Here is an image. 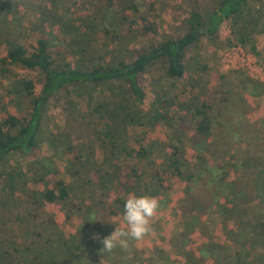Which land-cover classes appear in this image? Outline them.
Segmentation results:
<instances>
[{
  "label": "trees",
  "instance_id": "1",
  "mask_svg": "<svg viewBox=\"0 0 264 264\" xmlns=\"http://www.w3.org/2000/svg\"><path fill=\"white\" fill-rule=\"evenodd\" d=\"M247 1L213 0L206 10L199 2H187L190 5L181 21L184 31L164 36H159L161 19L149 9L145 12L142 0H95L94 10L82 20L87 32L84 30L77 41L60 23L61 34L34 31L22 35L0 24V87L7 99L0 102V163L11 153L34 154L45 110L52 100L63 121L49 143L52 157L37 159L32 176L0 167V264H84L92 251L103 247L85 235L90 223L84 221L90 212L99 211L108 225L112 216L123 212L129 195L165 196L171 189L168 179L184 183L183 196L178 200L181 227L170 240L171 254L155 250L157 260L167 262L178 257L184 264H264V206L244 201L248 197L244 179L251 184L254 176L243 167L246 162L236 157L231 141L216 137L221 132L219 125L227 135L235 131V125L220 114L230 98L231 86L219 82L210 98L190 90L186 100H169L180 114L170 138L159 148L138 134L131 139L135 146L130 145L126 131L128 126H171L170 116L159 110L162 106H156L162 105L158 98L151 102V109L141 107L146 71L156 66L173 83L183 79L187 49L202 39L217 44L225 21L231 26L227 43L248 48L251 42L249 50L257 52L254 36L263 33L264 26L249 29L244 23ZM16 3L0 0V16L7 19L8 13L16 11ZM43 4L46 6V1ZM91 32L102 34L103 47L113 42L120 47L124 39L132 37L144 42L127 49L121 58L99 55L86 59L87 49L81 41ZM20 70L39 74L38 92L34 79ZM239 87L251 95L255 92L249 77ZM61 90L67 94L61 97ZM8 104L17 112L8 109ZM188 148L194 161L188 157ZM54 158L64 160V176ZM231 173L235 177L229 179ZM29 179L34 186H43L31 187ZM225 185L228 187L222 191ZM48 205L61 207L67 222L80 217L74 234L68 238L56 235L60 227L46 209ZM214 214L230 225L226 237L230 247L236 246L233 256L229 252L224 262L207 250L218 225ZM196 235L205 237L206 242L198 243ZM47 244L68 259L63 263L54 258L47 261L50 252L39 251ZM116 245L103 252L106 258ZM249 248L256 257L243 260Z\"/></svg>",
  "mask_w": 264,
  "mask_h": 264
},
{
  "label": "rangeland",
  "instance_id": "2",
  "mask_svg": "<svg viewBox=\"0 0 264 264\" xmlns=\"http://www.w3.org/2000/svg\"><path fill=\"white\" fill-rule=\"evenodd\" d=\"M43 1H46L44 6ZM98 1V0H96ZM145 12L149 9L152 14L157 15L161 19L159 27V36L179 34L184 31L181 21L184 18V12L190 5L187 2L193 3L199 2L202 6V10H206L208 3L213 0H142ZM168 4V5H167ZM18 6L17 9H14ZM13 7V13H8L9 16L6 19L4 16H0V24L9 25L11 29H15L16 32L30 33L34 31H45L55 34H61L60 24L64 26V30H68L71 34L70 38L80 40L82 32H87L83 19H86L89 11L94 10L95 0H17V3ZM153 6V7H152ZM208 9V8H207ZM103 11V10H102ZM39 14L41 16H39ZM14 17V19H12ZM152 16V15H151ZM150 16V17H151ZM244 17L246 18L245 24H248L253 28H262L264 26V0H248L244 9ZM87 22V21H86ZM59 27H58V25ZM89 24L88 22L86 23ZM230 22L225 21L220 28V38L217 44H211L206 39H202L196 45L187 49L185 63L187 67V73L185 77L179 81L173 83L168 79L162 69L151 66L145 73L144 91L145 98L142 103V108L145 110L151 109L150 105L156 98L162 106L159 110H164L170 116L169 123L171 126H165L158 124L154 127H150L149 124L145 126H128L126 128L127 137L130 138L129 144H133L135 134L143 137L144 140L153 141L158 145V148L171 136L173 128L175 129L177 114L176 105L169 104L168 101L174 102L186 100L191 94V91L198 92L201 97L210 98V94L219 82L231 86L230 98L228 102L223 104V110L220 112L223 119H228L233 126L235 125L234 134L227 135L223 125H219L220 133H216L217 136H223L221 138L229 139L231 145L235 149L236 157L242 158L245 163L244 168L251 170V184H248L247 179H244L248 197L244 198L245 203L259 202L264 206V32L256 34L254 36L256 53H253L248 48L236 43H227L226 39L231 37ZM248 29V30H249ZM84 34V33H83ZM107 36V35H106ZM27 37V35H26ZM104 39H109L104 37ZM102 34L98 32H91L90 35L84 37L81 41L82 45L86 46L87 53H85L86 59H97L99 55L108 58H121L124 57L127 49L130 50L134 47L140 46L144 40L140 37H132L131 40L124 39L119 47L118 43L113 42L110 46L103 47ZM77 41V40H76ZM107 48V49H104ZM106 52H103V51ZM107 50L111 51L107 53ZM110 56V57H109ZM16 68H14L15 70ZM17 70V69H16ZM22 72L21 74H28L35 81V90H39V74L36 72ZM250 78L253 89L255 92L251 95L248 89L244 91L240 90L239 83L243 80ZM193 88H191V87ZM251 88V85H250ZM191 90V91H190ZM5 91L0 87V102L5 101ZM59 94L65 96L67 92L61 90ZM170 105L163 108V105ZM8 109L12 112H17L13 105L8 104ZM56 107L53 100L47 106L45 110V117L41 124L38 134V148L32 156H23L19 153H11L0 163L8 170H18L21 173L28 175V178L35 172V161L40 158L52 157V152L49 143L55 138L57 130L62 128L63 121L60 111ZM157 148V149H158ZM188 157L191 161L192 151L190 148L187 150ZM54 164L62 171L64 176V160L54 158ZM235 177L234 173H231L229 179ZM67 178V177H65ZM167 185L171 189L168 190L165 196L158 198L159 208L156 214L150 220V231L139 240L132 239L131 237H122L121 239L127 240V246H121L119 242L116 244V250L111 254H107L101 251H92V254L87 257L84 264H184L183 259L178 257H171L167 262H163L161 259L155 257V250H161L164 254H171L170 240L174 231L180 228L179 217L180 209L178 206V200L183 196L184 183L177 179H168ZM29 186L33 187V182L29 179ZM43 184H37L35 188H41ZM228 186L225 185L222 191H225ZM111 196H115L112 192ZM251 208L253 209V204ZM245 208H250L248 205H244ZM47 210L52 212L55 216V220L59 225V230L56 235H62L64 238H68L74 234L77 227L81 224L80 217H73L72 220L67 222L65 220L64 213L61 207L58 205H48ZM247 211V210H244ZM243 211V217L246 213ZM249 211H251L249 209ZM91 215L87 216L84 222H89L90 227L85 229V235L87 238H92L94 234H99L101 237L110 235L116 229L126 230L127 225L124 220V208L123 212L118 213L111 217V221L108 225H105L103 219H101V213L98 211H91ZM228 216V215H226ZM213 217L218 219L217 228L212 231L213 240L207 243V250L211 253L212 257L217 258L224 262L225 257L234 254L235 247H230V241L227 239V233L231 230L230 225L226 223V220H221L216 214ZM225 219V217H223ZM234 231L235 228H232ZM51 232L47 231L49 236ZM234 236V235H233ZM196 241L198 243L203 242L205 237L196 235ZM92 240H94L92 238ZM95 243L98 241L94 240ZM53 243V242H52ZM129 248V251H126ZM50 249V250H48ZM261 248H257L259 252ZM40 252H50L46 254L45 259L51 261L55 259L58 262H62L68 258H64L61 255V250L57 251V248L49 247V245L42 246ZM38 252V251H36ZM249 252H244L243 260H251L255 258L253 251L249 248ZM218 254V256H215ZM112 258L111 259L109 258ZM109 259V260H108ZM140 259L148 261L141 263ZM256 264L255 262H253ZM201 264H212L210 261H204Z\"/></svg>",
  "mask_w": 264,
  "mask_h": 264
},
{
  "label": "clouds",
  "instance_id": "3",
  "mask_svg": "<svg viewBox=\"0 0 264 264\" xmlns=\"http://www.w3.org/2000/svg\"><path fill=\"white\" fill-rule=\"evenodd\" d=\"M159 207L157 199L149 196L129 195L124 204V220L127 228L116 229L110 235L101 237L98 233L93 235V239L103 245L99 251H110L117 242L121 246H127V240L122 237L132 239H142L151 229L150 220L156 214Z\"/></svg>",
  "mask_w": 264,
  "mask_h": 264
}]
</instances>
